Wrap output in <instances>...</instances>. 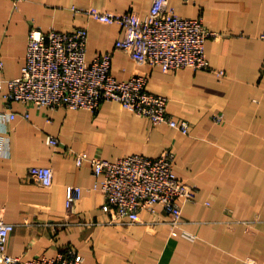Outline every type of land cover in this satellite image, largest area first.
<instances>
[{
  "label": "crops",
  "instance_id": "crops-1",
  "mask_svg": "<svg viewBox=\"0 0 264 264\" xmlns=\"http://www.w3.org/2000/svg\"><path fill=\"white\" fill-rule=\"evenodd\" d=\"M153 1L0 0L5 79L22 75L32 27L87 28L89 61L112 53L118 80L148 77V91L168 97L169 114L191 127L183 134L167 124L153 126L113 101L96 112L17 102L16 119L9 121L0 90V135L8 138L0 157V210L15 225L7 243L11 256L53 258L75 248L85 264H264V0H169L177 15L201 17L219 36L206 43L211 69L168 73L117 51L121 27L87 14L135 12L144 18ZM50 137L59 146L49 144ZM168 150L177 176L197 189L178 229L162 206L142 211L140 223H111L104 195L94 190L100 179L91 164L78 167L70 152L116 161L154 159ZM34 166L53 169L52 187L29 178ZM68 186L82 188L72 211Z\"/></svg>",
  "mask_w": 264,
  "mask_h": 264
},
{
  "label": "built area",
  "instance_id": "built-area-1",
  "mask_svg": "<svg viewBox=\"0 0 264 264\" xmlns=\"http://www.w3.org/2000/svg\"><path fill=\"white\" fill-rule=\"evenodd\" d=\"M90 17L109 25H118L122 36L117 40V51L127 53L136 63L147 64L174 72L180 69L195 71L211 69L206 54V43L219 34L210 30L203 18H185L177 15L169 0H154L150 12L141 18L135 12L107 14L88 11ZM89 31L78 28L73 32L50 29L45 32L32 27L28 35L26 65L20 77L2 76L4 61L0 57V90L9 114L14 103L36 108L85 109L96 112L105 102H117L124 109L149 119L153 126L167 124L183 134H189L190 124L176 120L168 112L169 98L148 91V77L135 75L127 81L118 80L112 73L113 54H97L87 58ZM28 119L29 114L23 115ZM222 122L223 115L216 116ZM49 144L59 146L54 137ZM6 136L0 135V157L4 156ZM78 167L91 164L94 175L100 179L94 190L104 195L102 209L110 215L111 223H140L141 212L154 213L162 206L172 218L174 229L183 223V207L195 200L197 189L180 179L175 172V154L165 151L158 158L130 155L109 161L88 154L70 151ZM29 178L42 187L50 188L54 182L51 167L34 166ZM82 196V188H66V207L72 211ZM15 225L5 220L0 210V264H85L75 248L61 251L57 256L33 257L23 260L8 254L7 243Z\"/></svg>",
  "mask_w": 264,
  "mask_h": 264
}]
</instances>
